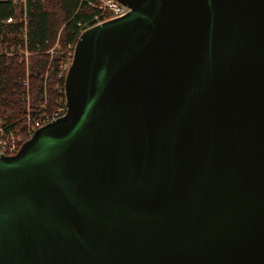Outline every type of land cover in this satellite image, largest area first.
<instances>
[{"label": "water", "instance_id": "1", "mask_svg": "<svg viewBox=\"0 0 264 264\" xmlns=\"http://www.w3.org/2000/svg\"><path fill=\"white\" fill-rule=\"evenodd\" d=\"M118 1L0 153V264H264V0Z\"/></svg>", "mask_w": 264, "mask_h": 264}, {"label": "trees", "instance_id": "2", "mask_svg": "<svg viewBox=\"0 0 264 264\" xmlns=\"http://www.w3.org/2000/svg\"><path fill=\"white\" fill-rule=\"evenodd\" d=\"M99 2L27 0L24 5L0 0V46L3 50L0 53V117L15 132H22L24 140L30 137L26 129L28 96L34 118L65 101L64 77L60 76L64 55L52 59L50 48L59 34L64 49L75 44L86 23H91L100 13ZM9 17H15L16 21L7 22ZM26 50L29 52L27 59L20 54Z\"/></svg>", "mask_w": 264, "mask_h": 264}, {"label": "built area", "instance_id": "3", "mask_svg": "<svg viewBox=\"0 0 264 264\" xmlns=\"http://www.w3.org/2000/svg\"><path fill=\"white\" fill-rule=\"evenodd\" d=\"M13 1L20 2L24 5H26L27 0H13ZM98 8L100 10V13L94 17V19L92 21L93 23L91 22L92 24L90 22L86 23L85 29H88L89 27H92L93 25L100 24V23L107 21L109 19L124 16L130 11V8L127 5L121 3L118 0H100V2L98 4ZM14 21H16L15 17H9L7 19V22H14ZM25 28L23 29V32H24V35L26 36V29ZM75 46H76V43L73 45H70V50H69L70 52L68 54L69 55L68 58L70 59V63H72V61H73ZM2 51H3L2 47L0 46V53ZM5 52L7 54H13V51L5 50ZM20 54L25 56L26 59L29 56V52L27 50L23 51ZM70 65L67 66L66 63L61 64L60 76L64 77V82H65V77L67 75V73H65V72L66 71L68 72ZM27 83L28 82L25 81V84H27ZM64 93H65V89H64ZM67 110H68V107L66 105V102L64 101V103H60L52 111L43 112L42 114H39L35 118L33 117L32 113H28L26 115V117H27L26 129H27L29 135L32 136L33 133L38 128H40L41 126L47 125L48 123H50L56 119H59L60 117H62L63 115H65L67 113ZM15 138H16L15 131L13 129H11L10 126L8 124H6V122H4L3 118L0 117V153L11 155V154H14L15 152H17L23 143L22 142L23 138H21V137L18 138L20 141H17Z\"/></svg>", "mask_w": 264, "mask_h": 264}, {"label": "rangeland", "instance_id": "4", "mask_svg": "<svg viewBox=\"0 0 264 264\" xmlns=\"http://www.w3.org/2000/svg\"><path fill=\"white\" fill-rule=\"evenodd\" d=\"M59 37H60V34H59V36H58V39L55 41V43L53 44V46L50 48V55H52L51 57H52V59H53V57L54 56H56V55H59V54H61V55H64L63 56V61H62V64L63 63H66L67 64V66H69L71 63H70V59L68 58L69 57V50H70V46H67L65 49L62 47V45H61V43L59 42ZM52 59H51V61H52ZM50 64H51V62H50ZM49 68H50V65H49ZM65 73H67V71L65 72ZM46 77L49 75V72L47 71L46 72ZM29 96H28V109H27V114L28 113H32V111H33V108H32V103L30 102V100H29ZM46 101L47 100H45L44 101V103H46ZM59 101H61V99L60 100H58V102ZM26 114V115H27ZM15 136H16V140L17 141H20L18 138H23L22 139V142H24V141H26V140H24V139H26V138H24V136L22 135V132H15Z\"/></svg>", "mask_w": 264, "mask_h": 264}]
</instances>
